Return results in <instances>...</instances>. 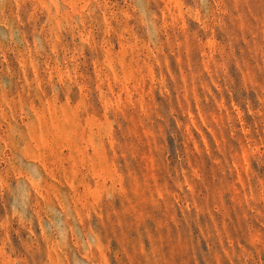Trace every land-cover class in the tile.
Returning <instances> with one entry per match:
<instances>
[{
    "label": "rangeland",
    "instance_id": "rangeland-1",
    "mask_svg": "<svg viewBox=\"0 0 264 264\" xmlns=\"http://www.w3.org/2000/svg\"><path fill=\"white\" fill-rule=\"evenodd\" d=\"M0 264H264V0H0Z\"/></svg>",
    "mask_w": 264,
    "mask_h": 264
}]
</instances>
